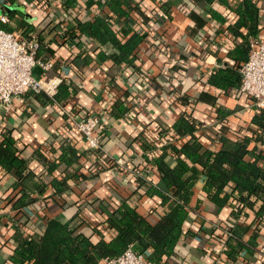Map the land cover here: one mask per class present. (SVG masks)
<instances>
[{"label":"trees","instance_id":"1","mask_svg":"<svg viewBox=\"0 0 264 264\" xmlns=\"http://www.w3.org/2000/svg\"><path fill=\"white\" fill-rule=\"evenodd\" d=\"M59 1L63 11L67 12L66 17L71 21L70 27L64 30L61 37L63 43H76L87 36L99 47L96 56L100 60L119 66L125 78L132 84L143 80L136 63L138 55L134 51L145 38L143 28L148 26L147 18L142 19L143 24L136 19L143 15V0ZM154 1L162 13L169 14L165 2ZM202 1L209 5L207 20L215 24V33H220L221 26L225 33L232 36V46L226 53L232 64L219 67L206 81L218 89L238 86L240 76L236 69L247 59L251 39L259 36L262 25L260 10L264 9V0ZM214 3L222 5L225 11L214 9ZM188 8L191 13L196 7L192 3ZM51 11L48 14L53 19L61 15L55 7ZM13 13L11 11L9 16ZM161 16L157 14L155 17L159 19ZM26 22H21L23 27L19 34L30 38L35 28ZM3 29L12 31L5 25ZM37 39L39 47L36 57L45 61L41 57V51L46 48L43 36ZM162 42L164 40L161 36L156 37L152 47L156 48ZM72 62L78 69L86 64L85 58L75 57ZM170 77L167 73H161L156 77V82L146 79V85L156 84L160 87L158 100L172 96L171 99L175 101L157 115L154 121L157 126L156 135L140 138L139 160L132 161L129 171H116L123 178H119L122 190L111 187L112 190L108 191L114 196L117 195L119 201L115 200L113 204L102 199L91 201L97 203L96 207L102 214L92 226L80 216V206H77L74 217L62 215L61 211L65 210L68 202L63 191L68 190L71 183L75 184L80 180L83 167L78 159L81 154L90 153L103 160L101 168L97 166L89 171L84 183L92 181L100 170L117 166V157L125 158L122 153L111 155L103 149L102 143L107 138L106 131L111 124L110 120L125 115L129 110L126 103L119 98L115 99L108 111L99 114L104 124V128L100 129V149L90 148L83 137L82 148L76 147L62 133L56 135L57 147L47 144L46 149L34 148L31 158L40 163L39 172L30 168V159L23 154L22 143L14 139L9 130L2 133L0 178L5 172L16 176V182L0 206V229H12L10 236L3 241V244H10L7 257L10 263L104 264L103 259L117 257L131 246L136 252L143 253L150 262L160 264L162 259L178 250V243L185 233V223L195 210L206 206L218 211L227 204L231 205V216L219 217L220 221L218 218L216 223L221 227L222 232L218 233V239L224 246L220 256L233 262L241 251L246 250L245 253L253 258L258 235L253 232L247 239L243 238L242 232H246L251 224L244 226L238 220L243 215L247 216L246 208L253 211V220L257 224L264 216V109L254 107L249 125L250 134L231 137L224 131H217L218 147L205 146L190 112L180 111L175 105L177 99H197V90L187 88L186 84L169 87L172 84ZM81 89L80 82L72 74L58 83L51 96L31 89L27 93L41 104L57 103L71 113H88L70 104V99L78 95ZM96 162L99 161L96 159ZM200 176L203 179L204 199H198L192 208L189 202L194 193V184ZM137 190L143 191L146 196L159 198L157 206L164 208L155 220L150 221L138 212L133 197ZM70 195H73L72 192ZM92 197V190L85 191L84 203H89ZM257 201L260 204L255 208L254 202ZM52 204L57 205V210L61 209L59 213L53 214L55 210L52 214L41 211L43 206L49 208ZM4 205L10 206L15 212H5L2 210ZM24 207L32 212L42 213V220L31 223L27 213L17 214Z\"/></svg>","mask_w":264,"mask_h":264},{"label":"crops","instance_id":"2","mask_svg":"<svg viewBox=\"0 0 264 264\" xmlns=\"http://www.w3.org/2000/svg\"><path fill=\"white\" fill-rule=\"evenodd\" d=\"M160 1L167 4L169 14L162 13L154 0H143L141 5L143 15L136 18L141 24H143L142 19L147 18L146 25L148 26L146 29L143 28L144 40L134 50L139 57L136 63L143 80L132 84L129 79L125 78L119 66L109 62L105 63L96 56L99 47L89 37L86 36L76 43L61 41L64 30L70 27L71 21L66 17L65 13L67 12L63 11L64 8L62 9L59 0H0L1 28H4L5 25L12 32L22 36L19 34L23 27L21 22L28 21L35 28L31 36H36V38L43 36L46 48L41 51V57L52 63L46 76L50 79L59 78L62 80L73 74L78 83L80 82L81 92L70 99L72 107L84 109L92 114H103L111 108V102L119 98L133 113L129 119L124 115L112 118L106 131L107 138L102 143L103 149L111 155L120 153L125 155L122 165H114L112 168L100 170L92 181L84 183L89 171L94 170L97 166L101 168L100 164L103 160L90 153L81 154L79 157L78 163L83 167L80 172V180L75 184L71 183L68 190L63 191L66 195L65 199L68 201L65 210L61 211L64 217H74L77 206H80V216L92 226L102 214L96 207L97 203L91 201L102 199L108 204H113L115 200L119 199L117 195L114 196L111 194L112 192H109L112 190L111 187L122 190L119 178L121 180L123 178L119 177L116 171H129L132 161L139 160L140 138L156 135L157 126L154 125V121L157 115L168 108L174 100L171 99L172 96L161 101L158 100V95L161 94L160 87L156 84L146 85V79L156 82L155 79L158 75L167 73L171 76L172 84H169V87L170 85L186 84L187 88L192 87L197 90L195 95L197 99L191 101L177 99L175 105L180 111L190 112L191 118L198 125V134L205 146L218 147L217 131H224L231 137L251 133L249 125L254 112L252 99L241 93L238 86L218 89L206 81L210 74L217 71L219 67L232 64V61L226 56L227 50L232 46V36L225 33L221 26H219L220 33H215V24L207 20L209 5L202 0ZM192 3L196 8L190 13L188 5L190 6ZM53 7L61 14L55 16V19L48 14L52 13ZM212 7L220 12L225 11L219 3L212 4ZM11 11L14 13L10 17ZM157 14L162 15V20L156 24L154 18L156 19ZM260 16L262 25L259 36L264 39V9L260 10ZM160 36L164 42L153 48L152 43L156 37L160 38ZM75 57L85 58L86 64L82 69H78L73 64L72 60ZM217 59H220L224 64L219 65ZM238 68L236 71L239 75ZM180 74L183 75L180 76ZM32 75L42 77L43 69L39 65H35L32 68ZM28 90L21 96L14 97L9 107L0 105V139L2 133L9 130L11 136L22 143L23 154L30 159V168L39 172L41 170L40 163L31 158L34 148L46 149L45 145L47 146V144L57 147L56 135L58 133L66 135L79 148H82V140L80 136L67 131L65 118L59 113V109L62 108L59 104H41L38 99L28 95ZM178 109L176 110L178 111ZM218 114L224 115L218 116ZM96 159L99 161L98 163ZM15 182L16 176L12 173L5 172L1 176L0 206L9 195ZM202 185L203 179L200 176L194 184V193L189 202L192 208L195 207L198 199H204ZM87 190L93 191V197L90 198L89 203H84V193ZM71 192L73 195H70ZM142 192L137 190L133 196L136 208L140 214L153 221L164 207L157 206L158 197L146 196ZM259 204V201L254 202V207L257 208ZM44 207L41 211L46 213L48 211L49 214L50 212L52 214L53 210H55L53 214H57L61 210L59 208L57 210L55 204L49 208ZM246 209L247 216L243 215L238 222L244 226L251 224L246 232H242L243 238L247 239L253 232L258 235L253 258L245 253L246 250L241 251L237 260L233 262L222 255L220 256L223 242L218 239V233H221L222 230L216 223L219 217L231 216V205L227 204L218 211L206 206L195 210L185 223V233L178 243V250L173 255L162 259L160 264H264L263 259L256 255L257 250L264 243V216L263 220L257 224L253 220V211ZM2 210L7 213L15 212L10 206L5 205ZM21 210L17 214L27 213L31 223H36L43 218L42 213L32 212L28 207ZM11 232L12 229L7 227L0 229V264H12L7 260L10 244H3ZM149 264L156 263L149 261Z\"/></svg>","mask_w":264,"mask_h":264},{"label":"built area","instance_id":"3","mask_svg":"<svg viewBox=\"0 0 264 264\" xmlns=\"http://www.w3.org/2000/svg\"><path fill=\"white\" fill-rule=\"evenodd\" d=\"M159 22L162 19H154ZM154 22V21H153ZM39 41L36 36L22 37L12 31L0 27V105L9 107L14 97L21 96L26 90L44 92L51 96L55 93L59 78H48L47 70L52 66L49 61L36 57ZM139 57L136 59L138 60ZM39 65L43 69L42 77L32 75V68ZM240 81L238 90L252 99L255 108L264 109V39L258 36L250 41L247 59L238 68ZM166 98V97H165ZM59 113L65 118L67 131L83 137L92 149H100V134L104 124L99 114L71 113L63 108ZM133 116L131 110L125 115ZM117 165H122L124 159H115ZM224 249V246L222 247ZM256 255L264 262V243ZM104 264H149L143 253L136 252L128 246L117 257L103 259Z\"/></svg>","mask_w":264,"mask_h":264},{"label":"water","instance_id":"4","mask_svg":"<svg viewBox=\"0 0 264 264\" xmlns=\"http://www.w3.org/2000/svg\"><path fill=\"white\" fill-rule=\"evenodd\" d=\"M217 62H218L219 65L224 64V62H222L220 59H217Z\"/></svg>","mask_w":264,"mask_h":264}]
</instances>
